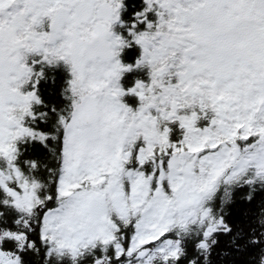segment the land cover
I'll use <instances>...</instances> for the list:
<instances>
[{"label": "snow or ice", "instance_id": "snow-or-ice-1", "mask_svg": "<svg viewBox=\"0 0 264 264\" xmlns=\"http://www.w3.org/2000/svg\"><path fill=\"white\" fill-rule=\"evenodd\" d=\"M0 264H264V0H0Z\"/></svg>", "mask_w": 264, "mask_h": 264}]
</instances>
